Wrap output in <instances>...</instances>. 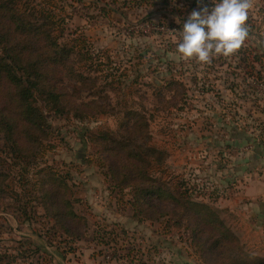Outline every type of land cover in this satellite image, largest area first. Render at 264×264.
Returning <instances> with one entry per match:
<instances>
[{
	"label": "rangeland",
	"instance_id": "rangeland-1",
	"mask_svg": "<svg viewBox=\"0 0 264 264\" xmlns=\"http://www.w3.org/2000/svg\"><path fill=\"white\" fill-rule=\"evenodd\" d=\"M14 1L54 19L55 37L74 49L70 64L87 81L63 80L71 102L62 113H45L47 138L38 158L28 167L10 161L4 168L0 264H205L184 216L134 218L132 189L109 178L106 156L94 139L107 135L119 141L131 128L128 113L144 115L149 144L164 158L148 166L150 185L211 205L204 198L214 191L204 186L213 179L231 181L243 146L253 153L254 145L264 149V112H259L264 63L256 65L258 82L238 61L243 50L254 54L264 43V0H250V35L242 47L207 63L177 50L183 19L197 0ZM237 127H247L243 135L249 143L241 147L235 144ZM249 162L257 174L264 173V163ZM55 176L66 178L74 212L85 219L78 238L66 236L39 205L41 183ZM217 209L231 230L228 211ZM239 242L248 256L257 257ZM232 256L219 260L229 264Z\"/></svg>",
	"mask_w": 264,
	"mask_h": 264
},
{
	"label": "trees",
	"instance_id": "trees-1",
	"mask_svg": "<svg viewBox=\"0 0 264 264\" xmlns=\"http://www.w3.org/2000/svg\"><path fill=\"white\" fill-rule=\"evenodd\" d=\"M55 27L50 16L21 9L14 0H0V194L5 192L8 174L4 168L8 162L28 167L38 158L37 152L47 138L45 113H62L70 104L63 80L79 85L87 81L73 70L70 58L75 51L58 41ZM238 61L248 76L262 81L256 65L261 67L264 63V43L257 46L254 54L243 50ZM128 119L132 124L127 137L118 141L103 135L95 137L94 142L106 156L109 178L119 188L132 189L134 218L184 216L205 264H223L219 256L227 253L233 254L229 264H264V259L250 257L243 251L238 238L222 220L221 210L189 198L177 199L159 186L150 185L148 166L152 161L161 164L163 153L149 144L144 115L130 111ZM246 128L237 129L236 139L240 142L235 143L237 146L249 143V138L243 135ZM259 148L253 146L257 151ZM38 201L66 236H81L86 222L74 212L66 178L55 176L43 181ZM161 203H170L171 208L164 209Z\"/></svg>",
	"mask_w": 264,
	"mask_h": 264
},
{
	"label": "crops",
	"instance_id": "crops-1",
	"mask_svg": "<svg viewBox=\"0 0 264 264\" xmlns=\"http://www.w3.org/2000/svg\"><path fill=\"white\" fill-rule=\"evenodd\" d=\"M250 147L243 146L242 152L245 153L236 161L238 169H231L234 173L228 184L214 183V179L210 180L213 182L210 186L204 184L206 191H214L213 197L205 196L204 201L217 208L226 209L231 219L227 220L231 230L246 245L250 254L264 258V173L257 174L249 162L252 159L257 161L256 166L263 164L264 149H253V153ZM207 173L214 175L213 170H207Z\"/></svg>",
	"mask_w": 264,
	"mask_h": 264
},
{
	"label": "clouds",
	"instance_id": "clouds-1",
	"mask_svg": "<svg viewBox=\"0 0 264 264\" xmlns=\"http://www.w3.org/2000/svg\"><path fill=\"white\" fill-rule=\"evenodd\" d=\"M250 7V0H197V7L183 19L178 53L202 63L234 54L249 36Z\"/></svg>",
	"mask_w": 264,
	"mask_h": 264
},
{
	"label": "water",
	"instance_id": "water-1",
	"mask_svg": "<svg viewBox=\"0 0 264 264\" xmlns=\"http://www.w3.org/2000/svg\"><path fill=\"white\" fill-rule=\"evenodd\" d=\"M183 264H191V263H188V262H184Z\"/></svg>",
	"mask_w": 264,
	"mask_h": 264
}]
</instances>
